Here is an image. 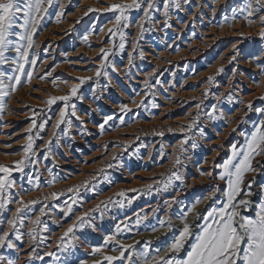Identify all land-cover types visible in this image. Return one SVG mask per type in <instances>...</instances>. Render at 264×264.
I'll return each mask as SVG.
<instances>
[{
    "label": "rangeland",
    "instance_id": "374dc122",
    "mask_svg": "<svg viewBox=\"0 0 264 264\" xmlns=\"http://www.w3.org/2000/svg\"><path fill=\"white\" fill-rule=\"evenodd\" d=\"M116 2L119 0H61L64 4L61 21L56 23L55 11L50 10V16L42 21L34 37V46L29 49L30 58H37L34 68L26 65L33 71L31 81L6 98V110L0 119V164L15 168L14 162L23 156L29 135L26 129L33 119L38 124L45 122L43 130L33 129L31 133L34 154L29 156L33 162L26 161L23 173L13 171L16 183L10 190L11 203L0 213L2 235L18 207L16 201L21 198L25 203L37 201L30 206L31 211L26 210L23 225L17 224L22 239L16 240L14 234L10 236L17 247L0 249V255L16 264H53V258L46 256V252L56 253L63 264L80 261L93 264L95 260L107 264L103 255H118L112 251L114 242L103 248V255L93 254L92 250L103 245L105 236L115 233L118 224L119 243L133 245L134 253L143 252L147 246L153 256L157 249L161 250L160 255H165L163 250L183 226L178 219L182 211L208 196L217 186L220 191L215 199L197 204L196 211L204 213L206 206L210 208L223 199L227 184L216 179L221 169L214 168L213 162L221 164L231 145L244 143L241 133H250L253 124L264 120V113L256 111L264 108L261 99L264 72L257 67L264 65V39L259 36V16L264 11L250 17L254 23L249 24L244 19L246 13L238 11L236 19L232 18V9L244 7L248 0L218 3L188 0L186 4L180 0L183 10L171 13L169 26H165L161 13L155 12L151 21H143L146 30L142 34L143 13L134 11L130 26L124 29L125 47L120 50L119 37L108 34V29L113 27V13L84 15L90 7L101 8ZM213 7L217 9L215 15L211 11ZM89 32L92 34L85 41ZM113 42L117 46L113 50L115 54H110L108 59L116 70L109 67L108 76L97 79L95 71L103 59L100 49H109ZM129 53H132L131 65ZM6 56L12 58L15 53L8 52ZM11 69L8 64L0 67L6 74H11ZM85 77L92 79L85 80L78 88L77 96L83 99L71 100L80 119L71 116L69 108L67 119L71 120V127L65 123L54 129L64 102L57 101L49 107L46 101L52 96L69 94L71 86ZM249 103L251 109L247 107ZM16 104L21 108L17 109ZM122 105L131 111L122 112ZM214 105L217 119L212 120L207 114ZM108 116L112 119L101 131L99 125ZM10 117L13 119L9 120ZM194 120L196 123L189 130L188 125ZM186 138L185 150L180 152V142ZM49 139L52 143L46 149ZM193 142L197 144L195 149ZM177 155L182 163L174 167ZM253 163L257 171L245 174L241 193L249 191L251 185L250 190L255 193L251 199L258 201L260 186L264 185V156L257 157ZM173 171H178L183 179L173 178L164 188ZM201 171L213 175L201 176ZM147 185L152 188L148 189ZM69 188L73 191L69 192ZM119 192L124 196L116 195ZM53 193L57 194L55 198ZM110 198L112 202L101 204ZM69 205L71 211L65 216ZM97 205L100 209L88 217L95 230L89 225L76 229L73 245L67 250L58 248L68 225ZM41 208L45 209L42 216ZM37 216L40 223L33 224ZM161 220L165 221L163 226ZM187 222L203 223L192 213L188 214ZM30 229L34 230L35 241L29 235ZM159 232L161 235H157ZM133 260L140 264L135 254Z\"/></svg>",
    "mask_w": 264,
    "mask_h": 264
},
{
    "label": "snow or ice",
    "instance_id": "6c2138e0",
    "mask_svg": "<svg viewBox=\"0 0 264 264\" xmlns=\"http://www.w3.org/2000/svg\"><path fill=\"white\" fill-rule=\"evenodd\" d=\"M218 3L219 0H216ZM183 3H188V0H183ZM255 5V7L253 6ZM57 6L59 10L57 9ZM64 4L61 0H0V67L8 64L12 66L11 74H6L4 71H0V119L2 114L6 110V98L10 97L18 87L25 83H29L33 77V71L26 68V65H31L32 68L37 64V58L32 56L30 58L29 49H31L35 40L34 37L38 33L42 26V21L50 16V10L55 11L56 23L61 21L63 16ZM174 10H183L180 0H119L116 3H110L101 8H88L84 15H88L89 12L97 13H113V27L108 29V34L112 37H119V49L123 50L125 47L124 29L130 26L131 13L142 12V22L140 23L141 34L146 30L143 25V21H151L153 19V13L159 12L165 18L164 24L168 25L171 13ZM212 13L215 15L217 9L212 8ZM244 14V19L249 23H254L249 19L260 11H264V0H248V3L244 7L239 9L233 8V19H236L237 12ZM227 20V17H225ZM259 23L261 25L259 36L264 39V15L259 16ZM104 31L103 28L100 29ZM89 32L85 35L84 39L87 40ZM116 44L113 42L112 47L105 50L100 49V53L103 56L100 66L95 71L97 79L99 77L108 76L107 68L112 67L115 71V66L111 60L108 59L110 54H115L114 49ZM135 49V45L133 46ZM235 47V46H234ZM14 52L15 56L9 58L6 53ZM143 54L141 53V57ZM254 60L259 57H254ZM129 65L132 64V53H129ZM257 67L264 72V65L257 64ZM222 71V69H218ZM50 75V73H49ZM26 77V79H25ZM79 84H73L70 88V92L63 96H52L46 101L50 107L57 101H63L64 107L60 110L59 115L53 125L54 129H59L61 124L67 123L68 128L71 127V120L67 119L69 116V108L71 109L70 115L77 116L75 104L71 103L73 97L83 99V97L77 96L78 88L80 84H83L85 80L92 79V77L79 78ZM212 77H209V81ZM55 83V82H54ZM63 83H67L63 81ZM264 99V96L261 97ZM231 100V97H229ZM135 103V101H133ZM143 103V101H141ZM156 107L155 104L152 105ZM139 107V105H137ZM200 105H197L199 109ZM248 109H251V103L247 105ZM122 112L131 111L126 105H122ZM216 106H213V110L207 115L210 119L215 120L217 117L214 115ZM258 113H264V108L256 109ZM38 115V114H34ZM112 117H105L104 124L99 125L101 131L104 129V125L111 120ZM123 118L121 117V121ZM196 123L194 120L192 124L188 125L190 130ZM45 128V122L37 123L36 119L32 120V123L26 131L29 133L26 143L23 149V156L20 160L15 161V168L8 165L0 164V213H2L6 206L11 203L9 198L10 190L15 187V180L12 177L13 171L23 173L25 163L33 162L30 160V153H33L34 137L31 135L33 129L43 130ZM68 128L64 129L65 134L68 133ZM171 131V129H169ZM233 132L236 129H232ZM163 135V133H159ZM53 137L56 136V132L53 131ZM244 136V143L240 146L236 144L231 145L229 155L223 160L221 164L213 162L214 168H219L221 171L216 176V179L225 181L227 184L226 189L223 192V199L213 204L210 208L206 206L205 212L201 213L196 211V205L203 203L205 200L212 201L215 199L216 193L220 191L219 187L212 189L208 196L202 199H197L195 204L187 208L186 211H182L178 219L183 225L178 229V234L174 235L171 243L163 250L165 255H160V249H157V254L152 255L146 246L141 253H134L132 249L133 245L121 244L117 239V234L121 232V227L118 224L116 226L115 233L105 236L104 244L100 247L93 248V254L100 253L103 255V248L107 247L110 242H114L112 248L113 252H118V255H103V260L107 264H114L119 261L121 264H135L133 260L134 254L139 258L140 264H264V185L260 186V196L258 201H253L251 197L255 195L252 192L251 185H249V191L241 193V186L244 183L245 174L249 172H256L257 167L254 166V161L257 157L264 156V120L253 124L252 131L250 133H241ZM188 142L187 138L180 142V152L185 149L184 144ZM52 143V140L46 142L45 148L47 149ZM197 144L192 143V148L195 149ZM221 147H223L221 145ZM34 154V153H33ZM115 159V157H113ZM182 161L179 155L176 156L173 161V166L181 165ZM259 163V162H257ZM108 167H112L111 164ZM103 171V169L101 170ZM201 176L212 177V172L205 173L200 172ZM106 178V177H105ZM173 178L175 180H182L183 177L178 171H173L169 176L167 182L163 185L167 188ZM31 179V177L29 178ZM88 182L85 181L86 185ZM38 187L39 185H35ZM148 189L152 188V185L146 186ZM160 191V188L156 189ZM69 192L73 191L72 188L68 189ZM132 191H136L132 189ZM56 197V193L52 194ZM116 195L124 196L123 192H119ZM243 195L244 198L238 199ZM75 203V201H73ZM102 201L101 204L110 203ZM130 202V201H129ZM18 207L15 209L13 218L8 221L9 228L7 231H3L0 235V249L7 248L9 250L15 249L17 246L10 238L12 234L15 235L16 240L22 239V234L17 227V224L23 225L24 216L26 210L31 211L30 206L37 203L36 200L28 201L27 203L21 198L16 201ZM119 203V202H118ZM168 203V202H166ZM122 206V205H121ZM171 207V204H169ZM100 209V205L96 208L90 209L88 212L83 213L76 217V221L73 224L68 225L64 230L63 235L60 237V242L57 247L62 250H67L73 245L77 239L75 236V230L83 228L85 225L91 227L88 217H90L93 211ZM71 211V205L68 206V210L64 212L67 216ZM192 213L196 220H202L201 224H190L187 222L188 214ZM45 214V209H40V215ZM139 219L137 223H139ZM33 224L40 223V217L37 216L32 221ZM165 221L161 220L160 224L163 226ZM169 230L172 229L171 223L168 224ZM43 230V229H41ZM156 229H153L155 231ZM34 230H29V235L33 241H35ZM71 234V235H70ZM70 237V238H69ZM65 238H69L65 240ZM139 243V242H137ZM187 245V247H186ZM184 253L181 256V253ZM46 256L53 258V264H63L60 261V257L54 252H46ZM32 259V256H29ZM43 259V257H39ZM0 264H16L14 260L9 257L0 255ZM79 264H86L85 261H80ZM93 264H102L101 260L93 261Z\"/></svg>",
    "mask_w": 264,
    "mask_h": 264
},
{
    "label": "bare ground",
    "instance_id": "6f19581e",
    "mask_svg": "<svg viewBox=\"0 0 264 264\" xmlns=\"http://www.w3.org/2000/svg\"><path fill=\"white\" fill-rule=\"evenodd\" d=\"M71 18H73V17H71ZM53 39H54V38H53ZM36 93H37V92H36ZM14 106H15L17 109H18V108H21V106L18 105V104L14 105ZM165 110H166V109H164V111H165ZM11 119H13V118L10 117L9 120H11ZM9 128H11V127H7L6 129H9ZM159 234L161 235V232L157 233V235H159Z\"/></svg>",
    "mask_w": 264,
    "mask_h": 264
}]
</instances>
